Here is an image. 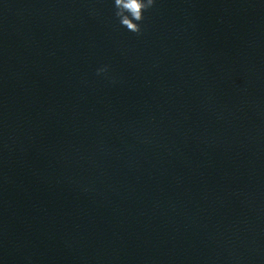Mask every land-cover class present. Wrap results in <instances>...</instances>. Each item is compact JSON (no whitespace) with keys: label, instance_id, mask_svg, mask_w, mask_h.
<instances>
[{"label":"clouds","instance_id":"obj_1","mask_svg":"<svg viewBox=\"0 0 264 264\" xmlns=\"http://www.w3.org/2000/svg\"><path fill=\"white\" fill-rule=\"evenodd\" d=\"M156 0H114L115 16L122 27L137 35L143 31L144 13L154 7ZM107 66L97 70V74L107 72Z\"/></svg>","mask_w":264,"mask_h":264}]
</instances>
